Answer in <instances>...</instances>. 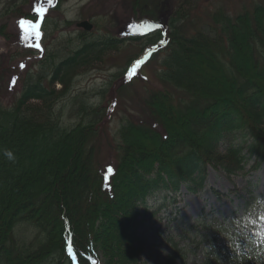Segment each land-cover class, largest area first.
I'll return each mask as SVG.
<instances>
[{
	"label": "trees",
	"instance_id": "obj_1",
	"mask_svg": "<svg viewBox=\"0 0 264 264\" xmlns=\"http://www.w3.org/2000/svg\"><path fill=\"white\" fill-rule=\"evenodd\" d=\"M263 12L253 11L252 28L248 17L244 23L243 15L232 22L230 14L218 12L205 33L189 38L180 34L182 29L171 32L159 81L183 92V102L176 104L169 89L153 92L145 105L154 111V123L145 128V123L129 122L120 128L123 155L110 175L95 160L93 139L100 120L93 121L91 114L99 108L73 97L80 123L67 128L56 105L70 97L82 70L118 51L125 40L90 39L83 33L78 52L60 61V54L50 55L40 71L28 75L14 105H0V264H72L66 255L68 241L80 264H90V248L102 254V264H139L135 220L130 237L129 227L120 232L123 217L143 215L132 208L133 198L143 207L157 191L175 196L185 184L189 193H197L204 187L208 166L228 177L258 170L264 163V24H258ZM240 23L246 27L235 30ZM186 67L194 69L196 79ZM58 84L62 89L57 91ZM236 130L246 132L244 139L252 143L230 142L221 154L219 144ZM166 144L175 145L162 151ZM7 152L14 159L9 160ZM143 171L151 178L141 176ZM224 223L203 219L193 227L209 242L203 264H264V241L231 235ZM21 226H33L42 238L23 242L17 237ZM170 241L167 264H178L186 258V249ZM123 244L131 259L119 256Z\"/></svg>",
	"mask_w": 264,
	"mask_h": 264
},
{
	"label": "rangeland",
	"instance_id": "obj_2",
	"mask_svg": "<svg viewBox=\"0 0 264 264\" xmlns=\"http://www.w3.org/2000/svg\"><path fill=\"white\" fill-rule=\"evenodd\" d=\"M37 6L43 11L37 12ZM254 10H264V0H0V105L13 106L24 89V79L40 71L50 55L60 54L57 59L60 61L78 52L83 33L90 39L125 40L118 51L108 52L102 62L82 70L73 83L70 97L56 105L67 128L80 123L79 105L71 104L73 97H79V102L83 100L89 107L99 108L94 115L90 113L93 121L100 120L96 126L98 133L93 139L95 160L102 171L110 175L123 155L118 138L120 128L129 122L145 123V128L154 123V111H148L149 107L145 105L152 93L169 89L176 104L183 102V92L159 81L161 63L171 44V32L182 29L184 32L180 34L189 38L201 31L205 33L207 26L214 24L212 18L218 12L230 14L232 22L243 15L244 23V18L248 17L252 28ZM245 12L249 16L243 14ZM22 21L31 24L21 26ZM84 21L92 23V31L76 27ZM243 23L237 24L240 27L235 30L245 28ZM259 23L264 24V12ZM46 24L49 26L45 30ZM191 67L186 70L193 80L198 74ZM201 68L207 74V68ZM55 89L61 90L62 86L58 84ZM242 132L227 133L226 139L219 144V152L224 154L230 142L249 146L252 140L246 137L245 140L246 132ZM172 145L166 144L162 151ZM154 164L149 166L152 170ZM252 165L253 161H250L248 169ZM206 168L204 187L197 193H189L185 184L175 196L157 191L149 196L143 207L137 198L131 200L132 208L141 209L143 215L123 217L120 232L129 227L130 237L133 233L130 224L135 220L134 228L141 248L139 264H167L173 249L171 239L179 243V248L186 249V258L178 264H203L209 242L202 241L193 228L203 219H217L223 223L228 220L224 223L229 225L226 232L231 235L239 233L245 239L251 231L255 236L261 233L264 236V163L256 171L232 177L213 166ZM144 173L140 172L141 176L151 178ZM237 217L243 221L230 225ZM198 230L207 234L205 229ZM17 237L26 243L42 238L33 226H21ZM67 243V257L72 264H80L73 246L69 241ZM122 247L119 256L131 259L128 245ZM90 251V255H86L90 264L105 261L101 253L94 254L91 248Z\"/></svg>",
	"mask_w": 264,
	"mask_h": 264
},
{
	"label": "water",
	"instance_id": "obj_3",
	"mask_svg": "<svg viewBox=\"0 0 264 264\" xmlns=\"http://www.w3.org/2000/svg\"><path fill=\"white\" fill-rule=\"evenodd\" d=\"M76 27L84 29L86 32H90L93 30L94 26L92 23H89L87 21L80 22Z\"/></svg>",
	"mask_w": 264,
	"mask_h": 264
},
{
	"label": "snow or ice",
	"instance_id": "obj_4",
	"mask_svg": "<svg viewBox=\"0 0 264 264\" xmlns=\"http://www.w3.org/2000/svg\"><path fill=\"white\" fill-rule=\"evenodd\" d=\"M36 11L42 12L43 10L39 6H37ZM24 24H31V22L30 21H22L21 26H23Z\"/></svg>",
	"mask_w": 264,
	"mask_h": 264
},
{
	"label": "clouds",
	"instance_id": "obj_5",
	"mask_svg": "<svg viewBox=\"0 0 264 264\" xmlns=\"http://www.w3.org/2000/svg\"><path fill=\"white\" fill-rule=\"evenodd\" d=\"M5 155L7 156V158H8L9 160L14 159L13 154H12L11 152H7V153H5Z\"/></svg>",
	"mask_w": 264,
	"mask_h": 264
}]
</instances>
